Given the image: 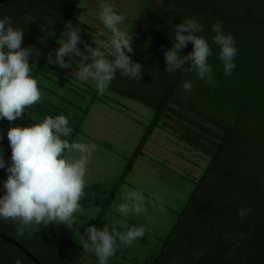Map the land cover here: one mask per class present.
<instances>
[{
	"label": "trees",
	"instance_id": "16d2710c",
	"mask_svg": "<svg viewBox=\"0 0 264 264\" xmlns=\"http://www.w3.org/2000/svg\"><path fill=\"white\" fill-rule=\"evenodd\" d=\"M125 1L129 10L120 9L126 17L123 29L134 35L133 52L127 55L141 64L142 76L123 78L117 70L103 94L93 82H80L55 63H47L50 53L55 62L57 41L69 21H76L85 0H11L0 5V18H9L25 32L21 46L30 48L32 75L42 92L41 101L12 123L26 126L48 115L64 114L73 127L71 141L83 134L97 103L120 114V101L149 109L152 117L140 144L90 225L99 228L110 200L144 156L150 138L159 132L175 138L205 168L168 234L153 239L144 229V236L135 241L147 248L142 257L121 248L117 241L108 264H264V0ZM188 18L203 25L199 35L207 38L213 50L208 58L214 75L211 84L200 81L195 73L165 71L164 53L173 46V27ZM216 21L234 37L238 49L230 76L224 74L219 48L212 43L211 25ZM104 32L108 38L109 30L104 28ZM81 39L93 48L99 46L88 42L85 34ZM191 49L189 42L180 54L187 55ZM189 66L186 62L185 68ZM71 68L76 71L77 66L71 62ZM185 80L192 82L189 92L182 87ZM9 126L6 119L0 120L4 149L8 148ZM247 208L251 211L246 216L237 215L239 209ZM27 255L39 264H87L88 259L99 264L95 254L55 226L32 225L21 234L17 223L0 220V264H36Z\"/></svg>",
	"mask_w": 264,
	"mask_h": 264
},
{
	"label": "clouds",
	"instance_id": "9594fccd",
	"mask_svg": "<svg viewBox=\"0 0 264 264\" xmlns=\"http://www.w3.org/2000/svg\"><path fill=\"white\" fill-rule=\"evenodd\" d=\"M97 15L110 32L106 40H100L95 48L85 43L87 54L81 52L77 46L83 43L80 24L74 26L69 21L67 31L57 41L60 46L55 52V62L50 53L47 63L67 69L71 67L73 55L80 56L81 61L91 59L92 63L78 66L74 74L80 82H93L97 92L103 94L117 70L123 78L140 79L142 73L141 64L127 55L133 52L134 35L121 27L126 17L107 0H102ZM203 30V25L192 18L174 25L173 46L164 53L165 71L195 73L200 81L213 82V67L208 62L213 50L207 38L199 35ZM211 31L214 33L212 43L219 48L218 59L224 74L230 76L238 54L235 39L224 32L221 21L214 22ZM24 36V30L16 27L9 18H0V120L9 122L6 137L11 150L10 158L6 160L2 155L4 147L0 144V169L7 174L0 194V220L17 223V231L21 234L32 225L64 224L71 228L74 223H79L76 214L83 210L80 201L86 195L85 176L95 147L83 140L68 139L73 127L64 114L48 115L26 126L12 123L24 118L25 109L42 98L38 80L31 71L30 48L21 46ZM92 38L96 43L97 37L92 34ZM189 42L191 51L181 55L180 50ZM101 48L108 50L107 53ZM65 55L69 56L68 61L64 59ZM186 62H190L188 68H185ZM192 86L190 80L182 84L186 92L191 91ZM4 139V134H0V141ZM121 199L124 202L116 208L121 216L146 211L147 198L140 191L122 192ZM250 211V208L239 209L237 215L244 217ZM118 223L123 231H117L115 226L110 228L106 223L103 228L89 225L85 234H81L86 237L80 242L82 248L95 254L99 264H108L117 250V241L130 246L145 234L142 226Z\"/></svg>",
	"mask_w": 264,
	"mask_h": 264
},
{
	"label": "rangeland",
	"instance_id": "374dc122",
	"mask_svg": "<svg viewBox=\"0 0 264 264\" xmlns=\"http://www.w3.org/2000/svg\"><path fill=\"white\" fill-rule=\"evenodd\" d=\"M100 1L102 0H85L80 11L75 15L76 21L72 23L74 26L80 24L81 36L85 34L89 38L88 42H93L92 34L96 36L95 44L98 45L101 38L95 32L98 34L102 32L107 38L97 15ZM119 1L123 3L122 6L118 5ZM107 2L119 12L120 9L123 10L122 12L129 10L125 0H107ZM121 27L125 28L123 25ZM77 46L81 52L86 53L84 42L78 43ZM65 57L69 58L68 55ZM87 61L91 63V59ZM71 62L77 67L87 65L86 60L81 61V57L76 55L71 57ZM57 67L60 71L75 76V69L71 67L64 69L59 65ZM120 102L123 103L119 108L121 114L99 103L95 104L84 123L83 134L75 138L95 146L85 176L86 195L80 201L83 210L76 214L79 223H74L71 228L64 224L49 225L55 226L63 235L77 242L84 239L82 235L85 234V230L101 212L102 206L123 174L127 161L140 144L145 132V124L152 117V112L141 105ZM147 144L145 155L136 161L126 182L110 200L99 228H103L107 223L110 228L115 226L117 231H123L118 222L136 223L138 227L142 226L147 230L152 235H149L151 238L157 239L168 234L177 222L205 164L191 153L184 152V149L177 145L178 141L167 133H157ZM2 155L8 160L11 155L10 148H5ZM6 175V172L0 169V194H2V181L6 179ZM130 190L140 191L146 196L144 205L146 211L139 215L124 217L116 211V208L119 203L124 202L121 199L122 192ZM120 247L138 257L147 253L146 246L138 242L130 246L122 244ZM86 261L87 264H93L89 259Z\"/></svg>",
	"mask_w": 264,
	"mask_h": 264
},
{
	"label": "water",
	"instance_id": "95a60500",
	"mask_svg": "<svg viewBox=\"0 0 264 264\" xmlns=\"http://www.w3.org/2000/svg\"><path fill=\"white\" fill-rule=\"evenodd\" d=\"M8 1H11V0H1L0 1V5H2L3 3L5 2H8ZM7 239V238H6ZM9 242L13 243L10 239H7ZM29 258H31L32 260H34L36 262V264H39L35 259H33L30 255H27Z\"/></svg>",
	"mask_w": 264,
	"mask_h": 264
}]
</instances>
